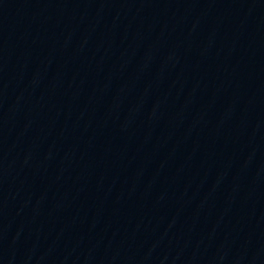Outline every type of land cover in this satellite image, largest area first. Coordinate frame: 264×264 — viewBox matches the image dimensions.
<instances>
[{"label": "water", "instance_id": "1", "mask_svg": "<svg viewBox=\"0 0 264 264\" xmlns=\"http://www.w3.org/2000/svg\"><path fill=\"white\" fill-rule=\"evenodd\" d=\"M0 264H264V0H0Z\"/></svg>", "mask_w": 264, "mask_h": 264}]
</instances>
